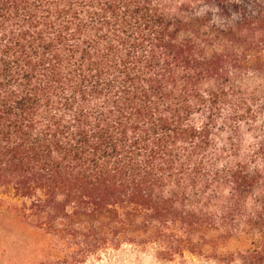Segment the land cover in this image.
<instances>
[{
  "label": "trees",
  "instance_id": "trees-1",
  "mask_svg": "<svg viewBox=\"0 0 264 264\" xmlns=\"http://www.w3.org/2000/svg\"><path fill=\"white\" fill-rule=\"evenodd\" d=\"M7 201L40 264H264V0H0Z\"/></svg>",
  "mask_w": 264,
  "mask_h": 264
},
{
  "label": "rangeland",
  "instance_id": "rangeland-1",
  "mask_svg": "<svg viewBox=\"0 0 264 264\" xmlns=\"http://www.w3.org/2000/svg\"><path fill=\"white\" fill-rule=\"evenodd\" d=\"M11 202L0 205V264H40L38 251L40 242L37 234L22 224L10 208ZM238 245L229 243L225 250L235 252ZM82 264H239L226 261L222 256L195 255L185 252L183 256L165 259L158 254L156 246L137 247L124 245L118 249H109L99 256H91Z\"/></svg>",
  "mask_w": 264,
  "mask_h": 264
}]
</instances>
